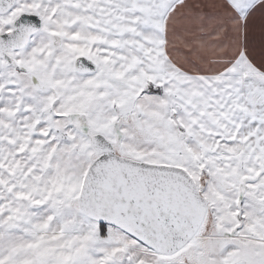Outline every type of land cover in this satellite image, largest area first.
Instances as JSON below:
<instances>
[{
	"label": "snow or ice",
	"instance_id": "6c2138e0",
	"mask_svg": "<svg viewBox=\"0 0 264 264\" xmlns=\"http://www.w3.org/2000/svg\"><path fill=\"white\" fill-rule=\"evenodd\" d=\"M0 264H264V0H0Z\"/></svg>",
	"mask_w": 264,
	"mask_h": 264
}]
</instances>
